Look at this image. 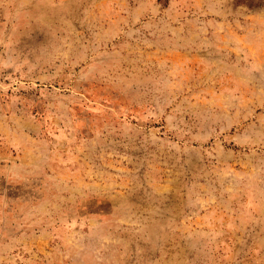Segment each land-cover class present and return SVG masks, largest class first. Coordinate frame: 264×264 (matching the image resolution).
Here are the masks:
<instances>
[{
    "label": "rangeland",
    "instance_id": "obj_1",
    "mask_svg": "<svg viewBox=\"0 0 264 264\" xmlns=\"http://www.w3.org/2000/svg\"><path fill=\"white\" fill-rule=\"evenodd\" d=\"M0 264H264V0H0Z\"/></svg>",
    "mask_w": 264,
    "mask_h": 264
}]
</instances>
